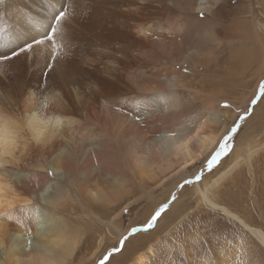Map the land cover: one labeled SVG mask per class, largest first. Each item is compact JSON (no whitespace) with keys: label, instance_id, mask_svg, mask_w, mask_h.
<instances>
[{"label":"bare ground","instance_id":"bare-ground-1","mask_svg":"<svg viewBox=\"0 0 264 264\" xmlns=\"http://www.w3.org/2000/svg\"><path fill=\"white\" fill-rule=\"evenodd\" d=\"M180 5L178 0L0 2V56L44 40L0 61V112L14 117L13 123L32 111L37 120L59 117L65 122L55 138L50 131L40 144L25 140L27 147L0 157V264H71L80 239L86 249L97 242L94 257L97 248L103 253L109 245L115 247L126 232L121 227L125 209L147 200L156 208L217 148L223 122L216 108L222 100L231 105L219 84L231 74L228 70L222 82L221 44L231 49L234 41L211 10L210 54H187L161 67L185 24ZM60 11L65 17L49 41L47 33ZM181 64L185 68L179 69ZM29 89L38 96L26 99ZM263 127L264 121L243 137L246 156L260 158L261 167L264 132L257 129ZM238 164L230 163L209 186L197 183V199L236 221L264 252V230L211 192ZM157 189L167 196L156 198ZM56 209L79 213L76 221L86 228L85 237L69 231ZM235 241L221 244L219 255L228 258L226 251L234 249L241 256L250 250ZM250 259L260 261L254 255ZM239 262L252 264L246 257Z\"/></svg>","mask_w":264,"mask_h":264},{"label":"rangeland","instance_id":"rangeland-1","mask_svg":"<svg viewBox=\"0 0 264 264\" xmlns=\"http://www.w3.org/2000/svg\"><path fill=\"white\" fill-rule=\"evenodd\" d=\"M178 1L181 4L179 11L185 24L178 33L180 36L176 34L174 43L169 45L170 54L168 58L162 57L164 61L161 60L160 66L168 67L176 64L179 57H184L187 54L198 58L210 54L211 44L214 43V39L211 40V29L215 27L207 17L213 10L217 20L222 22V30H229L234 41L231 49H225L227 45L221 44L224 47L225 62L218 70L224 75L221 78L222 82L225 81L228 70L231 74L230 79L224 82L225 84L220 82L219 84L222 87L225 86L224 93L227 94L231 105L224 107L223 105L228 102L225 103L222 100L216 108L220 120L223 122V128L220 129V132L222 131L220 140L236 122L239 124V131L229 141V153L221 158L218 166H214L211 172L205 170L200 181L184 188L174 185L167 199L158 203L156 208L153 201L147 200L142 202L141 206L125 209L121 226L126 230L125 235H128L133 227H136L138 231L125 241L126 244L124 243L121 251L110 256L106 264H171V260L180 262V264H223L224 261H227L228 264H240L239 258L245 259V257L253 264L250 259L252 255L255 256V259L259 257L260 261L257 264H264L263 249L260 248L261 246L254 237H250L244 228L222 211L200 202L196 193L197 183L201 188L209 186L213 179L219 176L218 173L226 170L230 163L239 161L237 167L221 179L211 189V192L218 194L216 199L239 213L252 226L261 227L264 230V167H261L263 161L260 158L257 160L248 159L246 156L247 145L243 138L245 135L249 136L252 130L264 121V98L257 95L258 85L264 81V0ZM204 5L206 7L208 5V7L202 8ZM189 6H195V11ZM190 35L191 37H189ZM181 39L183 40L180 41ZM228 50H230V55ZM174 58L176 60H172ZM182 68L185 67L181 64L179 69ZM215 88H212L213 92H215ZM187 92L189 93V91ZM253 98L258 101L255 105L251 104ZM241 107L242 110H239ZM250 109L251 114L244 120H240L239 117ZM257 131L264 132L259 128ZM208 157L194 165L192 170L194 168L196 170L193 174L201 168ZM173 194L176 199L162 213L154 226L151 229H144L142 226L150 219L151 215L159 206L167 203ZM165 196H167L165 192H161L160 189L156 190V198L162 200ZM56 213L64 221L66 220L69 231L72 233L78 231L82 238L85 237L86 228L77 224L76 221L80 216L79 213H61L57 209ZM234 239H237L235 242L246 243L250 250L247 253L243 252L241 256H239L241 253H236L233 251L234 249L231 250L232 252L226 251L228 258L219 255L222 250L221 244L229 245ZM119 242L115 247H120ZM94 244L92 246L90 244L91 247L86 249L84 248L86 244L80 239L75 252L78 247L79 249L69 257V262L71 264H98L102 255L114 247L109 245L103 253L98 252L100 248H97L95 258L94 255L91 256L95 248H93ZM133 246L136 247L130 251ZM246 254L248 256H245Z\"/></svg>","mask_w":264,"mask_h":264},{"label":"snow or ice","instance_id":"snow-or-ice-1","mask_svg":"<svg viewBox=\"0 0 264 264\" xmlns=\"http://www.w3.org/2000/svg\"><path fill=\"white\" fill-rule=\"evenodd\" d=\"M0 2H3V0H0ZM65 17V12L60 11L52 24V27L47 33L46 39L51 41L53 39V36L57 32L56 25L59 24L63 18ZM44 43V40H35L31 43L24 44L23 48L19 49V51H13L10 52L7 57L0 56V61H5L7 59H12L19 55L21 52H28L31 49H33L34 45H40ZM56 45L53 44V48H55ZM53 56L56 55V52L53 51ZM51 67L52 64H49ZM257 95L260 98H264V81H261L258 85V93ZM257 99L253 98L251 101L252 105H255L257 103ZM224 107H228L229 105L224 104ZM251 114V109L248 112H245L243 115L239 117L240 120H244L247 116ZM137 121H139L140 116L139 114L136 115ZM239 131V124L238 122L234 123L230 130L226 132V134L222 137V139L218 142V147L212 152L209 157L204 161L201 168L195 172L191 177L184 178L177 186L180 188H184L187 185H192L194 182H198L202 179L203 173L205 170L208 172H211L214 169V166H218L219 162L221 161V158L226 156L229 153V141L234 138L235 134H237ZM176 199L175 194L172 195L171 199L167 202L162 204L158 207V209L151 215L150 219L147 220V222L142 226L144 229H151L154 226V223L158 220L159 217H161L162 213L166 211V209L170 206V204ZM138 229L136 227H133L130 229L128 235L122 236L120 239V247H113L108 252L102 255V258L98 260V264H106V262L109 261V258L114 253H117L121 251V248L123 247L125 241L131 236L136 234Z\"/></svg>","mask_w":264,"mask_h":264},{"label":"clouds","instance_id":"clouds-1","mask_svg":"<svg viewBox=\"0 0 264 264\" xmlns=\"http://www.w3.org/2000/svg\"><path fill=\"white\" fill-rule=\"evenodd\" d=\"M46 93L45 95H50ZM38 93L34 89H29L26 99L35 98ZM35 111L26 114L22 120L13 123L15 119L8 113L0 112V157H7L15 153L21 147H27L24 143L27 140L30 144H40L51 131L52 138L59 135L65 122L59 117L45 118L37 120Z\"/></svg>","mask_w":264,"mask_h":264}]
</instances>
